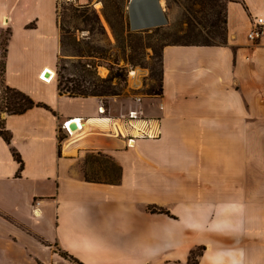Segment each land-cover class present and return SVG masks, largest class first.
<instances>
[{"label": "crops", "instance_id": "0c3cea01", "mask_svg": "<svg viewBox=\"0 0 264 264\" xmlns=\"http://www.w3.org/2000/svg\"><path fill=\"white\" fill-rule=\"evenodd\" d=\"M225 13L224 44L162 47V91L141 96L160 135L144 138L109 120L133 97L112 113L59 93L56 0H0L5 82L50 108L5 116L0 264H60L54 247L80 264H264V34L247 40L264 0H229ZM73 118L83 126L70 134ZM88 154L117 166V181L86 180Z\"/></svg>", "mask_w": 264, "mask_h": 264}, {"label": "rangeland", "instance_id": "374dc122", "mask_svg": "<svg viewBox=\"0 0 264 264\" xmlns=\"http://www.w3.org/2000/svg\"><path fill=\"white\" fill-rule=\"evenodd\" d=\"M78 4L63 3L57 8L58 26L62 37L59 49V64L64 67L63 75L76 73L80 63H90L100 78H106L111 70L123 68L125 81L113 80L119 94L110 96L91 95L102 101L108 110L117 113L134 96L151 95L156 89L161 72V50L166 44L193 40L202 42L208 35V28L197 31L188 29L185 18L192 17L193 22L208 24L210 9L220 10V18L225 20L227 0H216L213 6L205 0H77ZM80 13L79 19L71 14ZM190 16V17H189ZM197 16L198 18L196 19ZM43 18L42 22H46ZM86 20V21H84ZM34 22V21H33ZM38 24V22H36ZM152 24V25H151ZM154 24V25H153ZM195 25V23H193ZM46 25V27H45ZM222 32L226 26L221 25ZM40 29L42 34L52 31L49 23ZM8 27L0 28V43ZM190 33L191 37H184ZM225 37V32L222 38ZM221 42L217 37L213 43ZM2 47V44H0ZM89 48L97 51V56L88 58L79 56ZM90 65H86L89 69ZM56 72V71H55ZM141 72L138 84L132 82L131 74ZM71 85V84H70ZM82 171L88 178L114 181L117 172L111 161L103 155L88 154L82 163ZM62 263L76 264L63 251L54 247ZM64 262V263H63Z\"/></svg>", "mask_w": 264, "mask_h": 264}, {"label": "trees", "instance_id": "16d2710c", "mask_svg": "<svg viewBox=\"0 0 264 264\" xmlns=\"http://www.w3.org/2000/svg\"><path fill=\"white\" fill-rule=\"evenodd\" d=\"M208 1L212 6L213 3L216 2V0H205ZM229 1V0H227ZM227 3V2H226ZM226 10V6H225ZM57 11V10H56ZM57 15V22H58V13ZM83 15L80 13H73L71 14L72 18L79 19ZM209 16L212 17V19H209L208 24H201V20L198 19L200 22H193L191 20H194L192 17L185 18L186 23L188 24V29L190 31H194L196 26H200L201 28H197V31L208 28V35L204 38L202 42H195L193 40H188L187 42H176L171 44H201V45H218V44H224L226 42V28L222 32L221 24L224 22L226 24V13H225V20L223 21L220 18V10H212L210 9ZM196 19L198 18L195 16ZM86 21V20H84ZM195 21V20H194ZM35 26V22H31L27 25V28H33ZM225 32V37L222 38L223 34ZM11 35V28L8 27L6 33L2 38V47H0V137L8 144L11 142V133L6 129L5 127V116L8 115H16V114H22L28 109H31L33 107H42L47 110H50V108L40 102H35L28 94L25 92H22L16 88L10 87L6 84L4 79V73H5V66H6V56H7V46H8V40ZM62 37L60 36V44L62 46ZM184 37H191L190 33H186V36ZM219 37L221 39V42L213 43L215 39ZM97 51L92 50V48L89 50L87 49L86 52L81 53L79 56L88 57V58H94V57H100L97 56ZM80 66H76V70L78 72L71 73L69 76L65 77L63 75V70H65L64 67H61L59 64V58L57 60L56 64V72H55V80L57 84V89L59 93L65 94L69 97H82L87 98L91 95H97V96H110V95H116L119 94L116 89V84L113 83L114 79H117L120 81L126 80V73L123 68H116L115 70H111L110 75L106 78H100L93 66L90 65V63H80ZM86 65H90L91 67L86 68ZM161 77H162V69L160 72V78L157 84V87L155 90L152 91L151 95H158L161 93ZM71 84V85H70ZM12 155L16 159V161L19 163V169H22V161L20 159L19 154L16 152L15 149H12ZM114 166V165H113ZM113 168L116 169V171L119 173V168L117 166H114ZM84 173L85 179L88 181H97V182H108L106 180L101 179H94V178H88ZM117 180L108 182V183H114ZM152 211H155V209H152ZM159 211H163L159 209ZM63 256H68L71 258L76 264H80V262L69 255L68 253L64 252L62 253Z\"/></svg>", "mask_w": 264, "mask_h": 264}, {"label": "built area", "instance_id": "2783aa9c", "mask_svg": "<svg viewBox=\"0 0 264 264\" xmlns=\"http://www.w3.org/2000/svg\"><path fill=\"white\" fill-rule=\"evenodd\" d=\"M63 3L78 4V1L77 0H56V10H57V8L60 9ZM263 34H264V16L253 15L251 17L250 27H249V30L247 32V40L252 45H254L262 37ZM42 74L40 75V79H42L46 82H49V81H47L48 79L44 78ZM52 78L53 77H51L49 80H51ZM141 100H142L141 96H134L132 98L134 106L130 107L126 113L121 114L116 118L107 117V118H109L115 132L121 134L120 126H121V124H124V127L128 126V127L133 128V129H136L138 137H144V138H157V137H159L160 128L158 127V125H157V127L154 128L152 126L153 119L146 118L144 116L142 106H141ZM99 111H100V113L105 112L104 108H100ZM73 119L77 121V123L79 125V129H80L81 126H83V124H81L79 119H75V118H73ZM71 120L72 119H68L62 124V128L70 134L77 131L76 130L74 132H71L69 130L68 123L71 122ZM138 123H139V125L136 128L135 125ZM35 204L38 205V201H36Z\"/></svg>", "mask_w": 264, "mask_h": 264}, {"label": "water", "instance_id": "95a60500", "mask_svg": "<svg viewBox=\"0 0 264 264\" xmlns=\"http://www.w3.org/2000/svg\"><path fill=\"white\" fill-rule=\"evenodd\" d=\"M154 6H156L157 5V8H158V3H159V1L158 0H154ZM152 25V24H151ZM154 25V24H153ZM46 71H48V70H45V72L42 74L43 75V77L44 78H49V72H46ZM68 128H69V130L71 131V132H74V131H76V130H78L79 129V125H78V123H77V121L76 120H74V119H72L71 120V122H69L68 123Z\"/></svg>", "mask_w": 264, "mask_h": 264}, {"label": "bare ground", "instance_id": "6f19581e", "mask_svg": "<svg viewBox=\"0 0 264 264\" xmlns=\"http://www.w3.org/2000/svg\"><path fill=\"white\" fill-rule=\"evenodd\" d=\"M137 1H142V0H137ZM49 72V71H48ZM50 74V76H49V78H48V80L53 76V72H49ZM140 76H141V72H133L132 74H131V79H132V82L133 83H135V84H138V82H139V78H140ZM47 80V81H48Z\"/></svg>", "mask_w": 264, "mask_h": 264}]
</instances>
